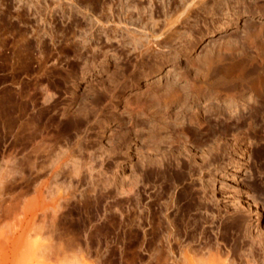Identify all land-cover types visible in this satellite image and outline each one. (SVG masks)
Returning a JSON list of instances; mask_svg holds the SVG:
<instances>
[{"label": "rangeland", "instance_id": "obj_1", "mask_svg": "<svg viewBox=\"0 0 264 264\" xmlns=\"http://www.w3.org/2000/svg\"><path fill=\"white\" fill-rule=\"evenodd\" d=\"M136 2L144 7L143 15L132 5ZM213 3L209 0V8ZM232 4H237L239 11L237 23L223 29H217V25L226 21L227 16L223 14L227 8L223 13L220 11V18L224 19L215 24L216 16L201 9L191 12L186 21L176 22L174 37L164 49L153 53L157 57L153 55L150 59L153 70L119 93V101L113 106L103 93L104 86H109V75L118 73L122 67L127 75L133 72L136 66L133 63L141 57L140 49L133 48L131 43L135 31L150 32L153 22H156V32L165 30L168 16L164 0H0V264H173L170 258L181 255L173 256L169 247L177 242L196 246L191 252L198 247L205 251L211 245L214 259L209 258L208 252L203 254L209 260L204 258L207 264L212 260V264H222L223 259V262L228 260L227 264L231 259L232 264H264L262 96L256 95L248 85L241 90L217 88L214 92L220 94L219 98L213 97L215 93L210 94L186 110V118L200 113L201 124L195 119L193 123H186V134L181 140L178 127L173 132L170 129L161 132L164 140L158 146L159 151L153 150L149 142L146 116L138 115L126 104L133 102V97L142 91L157 87L159 81H165L159 87L164 90L166 78L187 74L190 69L186 63L192 56L201 64L205 55L232 40L240 41L233 54L236 59L244 58L246 66L240 65L242 68L238 69L245 72L252 84L261 73L251 68L252 63L264 61V0H240ZM174 14L172 18L178 15ZM131 30L134 32L128 35ZM125 38L127 44L123 42ZM186 39H192L193 43L187 48L188 57L181 55ZM109 43H113L112 47ZM109 48H116L119 57L112 55ZM103 50L108 52L104 54ZM101 61L105 65L98 64ZM89 65L96 69L91 70ZM166 73L169 76L159 78ZM182 76L179 84L186 87L192 82L191 76ZM194 82L197 86L201 84L199 80ZM262 87L264 93V81ZM233 97L239 105L235 109L227 105ZM17 114L21 118H37L41 131V135L31 137L25 130L18 146L14 144ZM73 121L75 124L68 127L67 123ZM127 131H130L131 143L122 140ZM234 133L242 138L244 147L232 153L244 161L231 178L229 155L222 154L206 163L202 162L200 153L219 139L230 150ZM170 135L175 136L171 137L172 142ZM38 140L54 144L56 151L61 146L62 149L69 147L79 159L95 164L93 179L77 183L75 195L61 201L60 205H64L57 211L56 231H45L44 237L37 235L55 250L59 246L67 250L49 252L33 247L35 238L30 234L27 200L32 196V186L47 174L45 171L34 182L30 181L36 172L30 169L28 158L32 144ZM183 140L193 157L202 162V170L197 165L178 167L177 162L184 161L178 153ZM87 147L88 151L92 150L90 156ZM147 153H151L154 161L158 159L157 162L169 165L168 168L160 170V163L156 161L145 166L143 159ZM174 153L180 157L175 158ZM211 178L214 182L207 186ZM130 184L135 185L131 193L126 189ZM47 200L52 202L51 197ZM48 209L47 225L55 215L52 207ZM39 218L41 221L42 215ZM258 241L263 242L262 246Z\"/></svg>", "mask_w": 264, "mask_h": 264}, {"label": "bare ground", "instance_id": "obj_2", "mask_svg": "<svg viewBox=\"0 0 264 264\" xmlns=\"http://www.w3.org/2000/svg\"><path fill=\"white\" fill-rule=\"evenodd\" d=\"M212 1H214V3H213L212 6L210 5L211 7L209 8V4H208L209 0H168L167 2L164 0V8H165V12L167 13V16H168L167 21H165L167 29L165 28V30H163L161 33H159V31L156 32V30L154 29V27L156 25V22H153L155 25H153L154 27L150 28V30H151L150 32L146 33V31H145V33H142L140 31L139 33H137L135 31L136 32L135 33L132 30H131L132 32L128 31V35L130 33L134 32L133 34H135V35L133 36L134 37L133 39H135L137 41L132 39L133 42L131 41V43L134 46V47L133 46L132 47L133 48H137L138 47L140 49L139 51H141V57L139 56L140 58H139V60H137V63H136V61H135V63H133V64H136V66L134 68L135 70L133 69V72L131 70V72H132V73L130 72L131 74L127 75L126 74L127 72L125 73V70L122 71L123 67L121 68V67L118 66V69L121 68L120 71L118 73L112 74V76L109 75V77H110L109 78L110 81H109V84H108L109 86H106V87L104 86V92H103L109 98V105H113L114 106L119 101V97H120L119 93L121 94L126 88L136 84L139 81L140 77L149 74L153 70V68H152V66L150 64V59L154 55L153 53L156 50H162V48L167 45V42L170 41L174 37L173 34L175 32L174 29H175L176 22L186 21V19H188L187 17H189V14L191 12L195 11L196 9L206 10V11L210 12L212 15H214V17L216 16L215 18H213V22L215 24V23H218L219 21H221L222 19H224V17L222 19L220 18V13H221L220 11H222V13H223V10L227 8L228 12L226 11L223 14V15L227 16V19H226V21H221L220 23H218L217 29H223L230 23H233V24L237 23L236 18H237V15H238L239 11L236 9V5L237 4L234 5L232 3H233V1L235 3H239L240 0H212ZM150 2H151V0H150ZM132 5H134L135 8H138L139 13H141V14L143 13V8L144 7H140L137 2H136V4H132ZM134 7H132V8H134ZM169 10L175 11L176 14H178V15L176 16V14L173 13L176 17L172 18V17H174V16H172L173 14H171L173 11L171 13H168ZM140 20H143V18H141ZM146 23H145V25L147 26ZM118 26H120V25H118ZM255 31H256V29H254V33H255ZM250 32H251V30H250ZM246 33H248V31ZM259 33H260V31H259ZM248 35H250V34H248ZM83 37H85V36H83ZM128 37L129 36H127L126 38H128ZM126 38L124 39L125 41H123L124 43L126 42ZM84 39H86V38H84ZM191 40H189V39L185 40L186 44L184 46V51L181 52V55L187 56L189 54V52H188L189 49H187V48L190 45L193 44ZM86 41H88V40H86ZM127 41H128V39H127ZM120 42H122V40ZM239 42L237 40H232V42L225 43L224 45L221 43L222 46H219L218 48H216L215 51L213 50L212 53H208L209 55L208 54L205 55L206 58H204V60H203V62L201 64H197L198 62H196L195 59L193 58V56L191 57V55H190L191 58H190L189 61L187 60L188 62L186 63V67L188 69H190V70H187V72L185 71L187 74H185V75H184V73L182 74L183 76H188V77L191 76L192 77V78L189 77L192 82L189 83V81H188L189 84L185 85L186 87L180 85L181 83L179 84V81H181L180 78H181L182 75L181 76L180 75L179 76L178 75H173V76L171 75L169 78H166L167 76H169V75H167L168 73H166L164 75H159V78L165 77L166 80H167V82H166V84L164 86L165 89L163 88L164 90H160L159 87H161V86L163 87L165 81H159L158 82L159 84L157 85V87H154L152 85V87H154V88H152L151 90H147L144 93L142 91L141 94L139 93V95L137 97L134 96L133 98H135V99L133 100V102H126L127 106L129 105L131 107V109L135 110L136 113H138V115L139 114H141V115L143 114V115L146 116V118L145 117L144 118H145V122L146 123L149 122V124L147 126V129H148V134H149V142H151L150 144L152 145V147H153L152 149L153 150H157L160 147L159 146L160 142H162L164 140L163 138H161V137H163L161 135L162 134L161 132L167 131L169 129L173 132L175 130V127H178V129L180 128V130L178 131L179 139L181 137L183 139L184 138L183 136L186 134V130H185L186 123L189 124L190 121L192 122L194 119H195V121L200 123V120H199L200 113L194 114V116L192 115V116H189L188 118H186L187 117L186 110L188 108H190V106H191V104L193 102L203 101V100L207 99L208 96L210 94L215 93L214 91L217 88H219V87L224 88V89H233L234 90V88H235L236 90L237 89L241 90V88H244V86L248 85V86H250L253 89V91L255 92L256 95L258 94L259 96H262L263 100H261V103H264V93H263V87H262L263 81H264V61H259L260 63H257V64H253L252 63L251 68L258 69V70L261 71V73H259L257 75L256 79L254 80V82L252 84H250L249 81L246 79V74H244L245 72L243 73L242 70H241V68H242L241 66L244 64V58L241 60V59H236L237 57L236 58L234 57V54H236L234 52V48H237L236 45ZM84 43H85V41H84ZM75 44H76V47L79 46V45H77V43H75ZM78 44H80V43H78ZM111 44L113 45V43H109V45L112 47ZM125 44H127V43H125ZM84 47H88V45L87 46L85 45ZM128 51H130V50H128ZM104 52H105L104 54H106V52H108V50L104 51ZM109 52H112V55H116V57H119L117 55L120 52L117 53V49L116 48H111V50L109 48ZM78 53H80V52H78ZM81 53H82V51H81ZM162 53H163V51H162ZM82 54H84V53H82ZM82 54H79V56H81ZM102 54H103V52H102ZM110 55H111V53H109V56H108L109 58H110ZM139 55H140V52H139ZM83 56L84 55H82L81 57H83ZM93 56L95 57L94 53H93ZM154 56L157 57L158 54L156 53ZM105 62H106V59H105ZM105 62L101 61L98 64H102L103 63L105 65ZM89 64H90V62H89ZM90 65H89V67H90ZM239 66L241 67L240 69H238ZM95 67L96 66L92 65L90 67V69L94 70V69H96ZM236 69H238L240 71L236 72ZM209 78L212 79V82L209 80ZM196 80L201 81V84H199L200 86H197L195 84L196 82H194V81H196ZM90 85H92V84L90 83ZM102 85H104V84H102ZM105 85H106V83H105ZM185 88H187V91L185 90ZM244 89H242V90H244ZM221 91H222V89H221ZM210 96H212V95H210ZM215 96L219 98L220 94H217V92H216L213 95V97H215ZM237 102H236V97L234 98V100L232 102L231 101L227 102V105H229L228 108L235 109L237 106H239ZM160 113H162V114H160ZM64 114H65V112H64ZM14 117H15V119H14L15 123L14 124L17 125V128H16L17 130L15 131L16 136L14 135V141H15L14 144L16 143V146H18L19 140H20V138L22 136V132H23V135H25L24 134L25 130L28 131V132H26L27 135H30L31 137H35L36 135H41V131L39 130V128L37 126V122H36L37 118L31 117V116H30V118H23V117L21 118L20 114H17ZM237 118H239V117H237ZM86 119L89 120L88 117ZM75 122L76 121H73L72 123L69 122V123H67V126L71 127L72 125L75 124ZM15 137H16V140H15ZM171 137L172 136L170 135L169 136L170 139L169 138L168 139H169V141L172 142L173 139H171ZM173 137H175V136H173ZM176 138H178V137H176ZM122 140L125 141V142L129 141V143H131L130 131H127L124 134V137L122 138ZM184 140H186V139H184ZM184 140H183V143L181 145L182 146L181 150L179 151V149H178V151H179L178 153L181 156V157L180 156L179 157L184 160V161L181 160L182 162H177L178 163L177 165H178L179 168H183L186 165H188V166H196L197 165V168L200 167L201 170H202V162L204 160L206 161V163H208L207 162L208 159L213 160L214 158L220 157L222 154H224V155L226 154V155H229L230 161L228 160V162H229V164H231V168L228 169V171L231 174H229L228 176L231 175L230 177L232 178V174L234 172H236L237 169L243 164L244 160L242 161L240 158H235L234 157L235 154L232 153V152H235V151L238 152V151L241 150V147H244L243 144L241 143L242 142V138L238 137L237 135L234 136V139L231 140V142L229 143V146L231 147L230 150H228L229 147H227V145L225 146V143L223 144V143L219 142L220 139L215 141L216 144L214 146H212V147H210L208 149H203L202 152L200 153V155L202 157V162L201 163L195 157H193L192 152L189 150V148L187 146V143L184 142ZM177 141H179V140H177ZM149 142H148V144H149ZM178 144H179V142H178ZM151 145H150V147H151ZM53 146H54V144L53 145H50L49 143L45 144V142L43 144L42 141L39 142V140H38V142H34L32 144V148H31V151H30V154H29L31 157L29 156V158H28V160H29L28 165H29L30 169L34 170L36 172V174L34 176L30 177L31 178V180H30L31 182H34L36 177L39 176L40 174L44 173L45 171L47 172L45 178H43L38 184H34V186H32L33 193H32V196L29 198V200H27V210H29L30 216H31L30 217V221H29V223H30V226H29L30 234L33 235L34 238H35L34 241H33V247L35 249H37V250H47L49 252L54 251L55 250L54 247H52L51 244L49 245V244L44 243L42 241L43 239L40 240L39 238H37V235L38 236L40 235L41 237L43 235V237H44L45 236L44 234L46 233L45 231H47V233H49L50 231L51 232L56 231V229L58 228L57 225H56V223H57L56 222L57 221V219H56L57 211H58V209H60L64 205V204L60 205V204H62L61 201H68L69 199H71L75 195V191L77 189V187H76L77 183L85 181L86 178L87 179L89 178L90 180H92L93 176H94V170H95V164H93L90 160L79 159L76 155H74V153L71 152V149L69 150V147H67L66 149H62V146H61L62 150L60 149V150L56 151L53 148ZM150 147H148V148H150ZM179 147H180V145H179ZM86 151L89 152L88 155L92 154V152H90L92 150L89 149V151H88V147H87ZM158 151H159V149H158ZM93 153H94V151H93ZM179 154H177V155L176 154L175 155L171 154V155H173V156H175V158H177ZM241 154H243V153L241 152ZM151 156H152L151 153H150V155L148 153L144 154L143 161L145 163L143 161L142 162L145 164V166H148L146 164H149V163H152V162L154 163L155 161L156 162L158 161V159L154 161V157L153 156L151 157ZM92 157H93V155H92ZM161 157H162V155H161ZM163 158L164 157H162V159ZM98 159L99 158H97L96 160H98ZM160 160H161V158H160ZM19 161H20V159H19ZM19 161H17L16 164H15L17 168H18L19 163H20ZM95 163H99V162H95ZM157 163H160V165H159L160 166L159 167L160 170H162V169L165 170L169 166L167 164L163 165L164 162L163 163L162 162H157ZM37 165H39V166L37 167ZM197 168L195 167L196 170H197ZM191 170H193V169H191ZM137 176H139V175H137ZM155 177H156V175H155ZM128 181L130 182V179ZM212 181H213L212 178L208 179L207 180L208 184H206V185L207 186H209V185L211 186V184H212L211 182ZM136 182H138V181H136ZM133 183H135V182L133 181ZM92 185H94V184H92ZM133 186L135 188V185H131V186L126 187L128 192H130V193L132 192ZM127 190H126V192H127ZM48 197L52 198V202H51V200H50V202H48V200H47ZM76 197H74V198H76ZM58 204L60 205V207H58ZM55 206L58 207V208H56ZM51 207H52V210L55 212L54 213L55 215H53L54 216L53 218L52 217L50 218V222H48L49 225H47L46 224L47 220H45V219H48L47 218L48 217L47 209L48 208L50 209ZM61 214H63V212ZM41 215H42V219L40 221L39 220L40 219L39 216H41ZM46 215H47V217H46ZM169 223H170V221H169ZM173 232H172V234H173ZM185 232L187 234V230H185ZM167 234H170V233L168 232ZM172 234H171V236H172ZM50 235L53 236V234H50ZM166 236H168V235H166ZM253 239H255V238H253ZM168 240H170V239H168ZM172 240H173V238H172ZM170 241H168V242H170ZM258 242L260 244L262 241H258ZM253 243L250 244V246L253 247ZM208 244H210V243H208ZM261 244L259 246H262ZM187 246H189V245H187ZM187 246L183 245L180 242H177L176 244H174V246H173V243H172V245H170L169 251H172L171 254L173 253V256H174L175 253H180V255H181V257H178V258L177 257H175V258L172 257V259L170 258V261L172 260L171 262H173V264H207L208 262L206 263V261L208 259H206V257H205L206 255L203 256V254H206V252L210 253L209 258L212 257L210 259H214V256H211V254H212L211 245L210 246L208 245L207 247L205 246L206 247L205 251L202 249L203 247L202 248L201 247L195 248L194 251H193L195 253V256H194V253L191 252L192 250L190 251V249H192V248H194L196 246H194V247L192 245H191L192 247H190V246L187 247ZM64 249H66L65 246H63V247L59 246L58 249L55 250V251H60V250H64ZM71 249H72V247H71ZM78 249H80V248H78ZM161 251H162V248L160 246V252ZM190 253L193 254V255H191ZM217 253H218V251H217ZM207 255H209V254H207ZM218 256H220V255H218ZM218 256H216V257H218ZM250 256H251V254L249 255V259H250ZM167 257H169V256H167ZM204 258H205L206 261L204 260ZM220 258L219 259L217 258V259L220 261ZM227 258L230 259V256L227 257ZM226 260H225V262H223L224 261V259H223L222 264L228 262V260L227 261ZM231 260H233V259H231ZM230 261H229V264H232V263H230ZM210 262H211V260H210ZM213 262H214V260H212L211 264ZM159 264H162V262H159Z\"/></svg>", "mask_w": 264, "mask_h": 264}]
</instances>
